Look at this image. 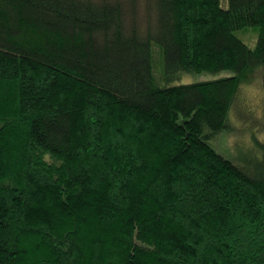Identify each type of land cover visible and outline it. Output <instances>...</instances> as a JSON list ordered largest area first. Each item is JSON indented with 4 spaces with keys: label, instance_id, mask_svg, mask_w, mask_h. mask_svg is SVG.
<instances>
[{
    "label": "trees",
    "instance_id": "1",
    "mask_svg": "<svg viewBox=\"0 0 264 264\" xmlns=\"http://www.w3.org/2000/svg\"><path fill=\"white\" fill-rule=\"evenodd\" d=\"M263 69L264 0H0V264H264V142L209 143Z\"/></svg>",
    "mask_w": 264,
    "mask_h": 264
},
{
    "label": "rangeland",
    "instance_id": "2",
    "mask_svg": "<svg viewBox=\"0 0 264 264\" xmlns=\"http://www.w3.org/2000/svg\"><path fill=\"white\" fill-rule=\"evenodd\" d=\"M237 34L251 48L256 46L258 30L255 27L239 30ZM231 75L230 71L183 72L181 78L171 84H188ZM227 123V129L209 141L215 149L238 166L261 155L253 147V136L264 142V69L259 71L254 82L241 86L237 101L229 111Z\"/></svg>",
    "mask_w": 264,
    "mask_h": 264
}]
</instances>
